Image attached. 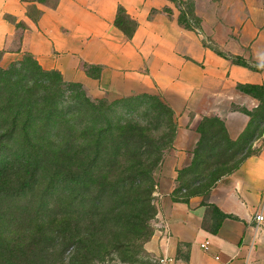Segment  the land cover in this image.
Returning a JSON list of instances; mask_svg holds the SVG:
<instances>
[{
  "label": "crops",
  "instance_id": "obj_1",
  "mask_svg": "<svg viewBox=\"0 0 264 264\" xmlns=\"http://www.w3.org/2000/svg\"><path fill=\"white\" fill-rule=\"evenodd\" d=\"M202 2L195 3L198 26L184 28L163 11L165 0H0V65L26 54L92 98L158 97L177 123L157 190L165 234L150 242L156 254L167 264H264V129L251 141L258 151L236 170L204 194L171 199L178 155L191 153L198 123L216 117L236 140L249 120L242 110L258 104L237 86L264 89V0Z\"/></svg>",
  "mask_w": 264,
  "mask_h": 264
},
{
  "label": "rangeland",
  "instance_id": "obj_2",
  "mask_svg": "<svg viewBox=\"0 0 264 264\" xmlns=\"http://www.w3.org/2000/svg\"><path fill=\"white\" fill-rule=\"evenodd\" d=\"M211 1L165 0L164 8L194 28L199 23L195 3L202 2L207 7ZM43 2L53 6L55 0ZM12 63L0 68L6 70ZM50 79L61 80L58 76ZM63 83L51 89L56 93L52 92L56 103L50 101L38 114L40 119L34 127L28 129L37 130L40 139L32 141L30 149L14 144L0 146V264H158L160 256L150 242L165 234L157 213V190L166 183L160 174L168 172V165L162 162L175 136L177 122L173 112L156 96L92 98L84 87ZM48 98L51 99L49 95ZM48 112L55 113L50 124L44 120ZM250 112L254 119L261 116L262 103ZM57 115L62 119L55 118ZM66 122L78 131L75 125L82 130L89 124L97 128L110 122L109 134L101 137L103 148L95 155L90 147L78 160L65 163L61 153L68 145L63 135L66 130L60 136L55 126L63 123L65 129ZM217 128L216 124L213 130ZM136 129L152 141L151 151L140 156L142 165L132 166L128 157H111L108 152L119 144V137L126 130ZM263 129L264 122L256 137ZM197 130L198 125L192 134L195 140L191 153L184 154L188 160L182 163L184 155H178L172 193L192 180L197 145L209 144L210 136ZM15 131L17 140L22 131ZM260 141L261 138L256 144ZM78 144L81 148L79 140ZM257 148L251 147L250 151ZM56 160L61 165L55 175L52 169ZM204 186L195 185L176 196L201 191Z\"/></svg>",
  "mask_w": 264,
  "mask_h": 264
},
{
  "label": "trees",
  "instance_id": "obj_3",
  "mask_svg": "<svg viewBox=\"0 0 264 264\" xmlns=\"http://www.w3.org/2000/svg\"><path fill=\"white\" fill-rule=\"evenodd\" d=\"M36 1L45 4L43 2L45 0ZM56 1L57 0H55V2ZM163 11L168 13L166 8H163ZM177 23L184 28H193L180 22L178 19ZM227 59L234 64L256 69L247 65L240 57L229 56ZM52 76H54V78L56 76L60 77L55 71L40 70L35 61L26 54L19 60L10 64L6 70L0 68V146L14 144L15 147L30 149L32 147V141L40 139L39 132H36L37 130L30 131L28 129L34 127V122L40 119L38 114L43 108L46 109L45 107L50 105V101L53 102V104L57 101L55 100V98H57L55 96L56 93L52 90L54 95L51 89L55 84L61 86L63 81H52L50 79ZM68 84L72 85V83ZM73 85L77 86L78 84ZM237 89L252 96L258 101L255 108L262 103L264 111V89L261 86L243 85L237 86ZM44 90L47 93H44ZM48 95L51 99L48 98ZM94 104L96 103H93V105ZM242 112L249 117V120L242 134L234 141L227 137L223 125L218 118H203L199 122L197 131L210 136L209 144L205 147H203L202 144L197 145L192 163L193 178L187 186L177 187L174 192L178 193L182 190L188 191L191 187H195V185L199 184H205V186L201 191L189 192L179 198L172 196L173 192L171 194V199L173 201H185L191 195L204 194L212 187L217 179L236 170L247 156L258 151V148L255 149V151H250L251 141L256 137V131L259 125L264 122V112L256 119L253 118L250 111L242 110ZM52 115H55V113L48 112L44 115L46 123L50 124L49 120ZM58 117H60V120L62 119L59 115L55 116V118ZM109 123L110 122H106L105 126H102L103 128H94L93 125L89 124L88 126H84L82 130H80L79 125H75L79 131L69 128L67 122L64 123L66 125L65 129L63 123L55 126L57 127V134L60 136L61 133H64L63 131L66 130V133L63 135H66L64 139L68 142V145L62 150V160L65 161V163H70L76 160L78 156L80 157V154L87 153L90 147L93 148L96 155L99 150L103 148V146L100 145L102 135L106 133L109 134ZM216 124L218 128L213 130ZM205 125H208V128H205ZM16 128H20L22 131V137L17 140L14 138ZM54 135L56 136V134ZM78 140L82 145L81 148L78 147V145H80L78 144ZM118 141L119 144L113 146L112 152L108 153H111V157L113 158H117L118 156L130 158V160L133 161L131 162L132 166H141L142 162L139 160L140 156L150 152L152 147V141L137 129L131 132L126 130L124 135H122L121 138L119 137ZM221 144L222 146L220 147ZM218 158H221V161H217ZM55 163L56 165H54L52 173L54 172L56 175L57 171L60 170L61 162H59V166L57 165L58 160H56ZM116 163L114 159L113 164ZM35 165L38 166V162ZM53 177L54 175H52V179Z\"/></svg>",
  "mask_w": 264,
  "mask_h": 264
},
{
  "label": "built area",
  "instance_id": "obj_4",
  "mask_svg": "<svg viewBox=\"0 0 264 264\" xmlns=\"http://www.w3.org/2000/svg\"><path fill=\"white\" fill-rule=\"evenodd\" d=\"M253 220L256 224L260 223L262 220H263V216L261 214V212H257L254 216H253ZM200 247L202 249H206L207 247V241H204L200 244ZM169 257H166V256H163V257H160L158 259V264H167L169 262Z\"/></svg>",
  "mask_w": 264,
  "mask_h": 264
}]
</instances>
